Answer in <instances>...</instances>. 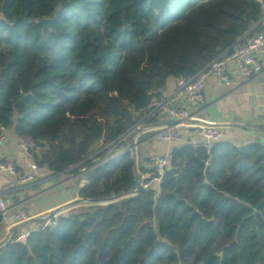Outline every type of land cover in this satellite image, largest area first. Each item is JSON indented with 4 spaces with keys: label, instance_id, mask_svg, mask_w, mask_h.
Listing matches in <instances>:
<instances>
[{
    "label": "trees",
    "instance_id": "trees-1",
    "mask_svg": "<svg viewBox=\"0 0 264 264\" xmlns=\"http://www.w3.org/2000/svg\"><path fill=\"white\" fill-rule=\"evenodd\" d=\"M262 23L264 0H0V135L29 137L48 176L84 178L79 199L123 197L14 234L0 264H264V141L178 145L158 188L137 190L127 149L157 124L150 102L168 80Z\"/></svg>",
    "mask_w": 264,
    "mask_h": 264
},
{
    "label": "crops",
    "instance_id": "crops-1",
    "mask_svg": "<svg viewBox=\"0 0 264 264\" xmlns=\"http://www.w3.org/2000/svg\"><path fill=\"white\" fill-rule=\"evenodd\" d=\"M258 60L264 69V52L259 54ZM226 74L230 79L228 85H224L213 76L206 79L204 99L201 104L188 105L183 95L178 92L174 80L167 81L164 91L157 100L163 101L165 105L171 107H188L193 115L194 123H204L221 128L222 141L228 142L234 147L246 146L257 140L264 141V134L258 129L259 127L264 129V76L256 79H244L233 62L227 63ZM157 113V124L142 126L147 128L137 131L143 137L144 146L142 150L144 155L140 154V171L143 167V159L148 160L154 156L168 158L172 148L198 141L196 137H189L187 134H184V138L174 145L160 140L158 137L159 126L175 122L159 111ZM178 130L184 133L182 127H179ZM3 137V142L0 145V161H11L19 176L29 173L34 163L32 158H24L21 154L18 137L12 130H5ZM132 142L133 134L130 137V145ZM138 156L137 153V160H139ZM57 177L59 176L46 174V178ZM82 179L84 181V178ZM82 179L75 183L73 188L69 189L70 191L67 187L74 181L59 178L52 185L40 184L35 187V182H33L1 194L0 197L7 201L9 208L0 223V247L13 234H17L21 238L27 235L30 229L37 228L38 221L53 215L58 216L63 211V209L59 211L61 208L72 204L73 195L78 199L77 185L83 183ZM13 180L8 174L0 172V190ZM22 210L25 212L27 220L17 223L14 216Z\"/></svg>",
    "mask_w": 264,
    "mask_h": 264
},
{
    "label": "built area",
    "instance_id": "built-area-1",
    "mask_svg": "<svg viewBox=\"0 0 264 264\" xmlns=\"http://www.w3.org/2000/svg\"><path fill=\"white\" fill-rule=\"evenodd\" d=\"M264 52V30L247 36L241 43H237L230 50L217 60L211 62L206 69L199 72L192 78H179L175 81V86L180 94L183 95L188 105H198L203 102L205 82L209 76H213L224 85L229 84V77L226 74V65L233 62L237 71L244 79H256L264 76L258 56ZM150 107L156 112L159 111L162 115L174 121V124H163L159 126L158 137L170 144H178L184 134L189 137H196L197 142L189 143L194 149H209L215 142L222 140L221 128L204 123H194L193 115L188 107H171L165 105L163 101L151 100ZM182 127L184 133H181L178 128ZM147 127L138 126L137 130ZM3 132L0 135V145L3 142ZM18 147L24 158H32L34 153H37L40 148L29 137H18ZM208 163H206L207 165ZM168 167V158L163 156L150 157L143 164V172H138L139 182L138 187L149 189L152 187L158 188L159 181ZM87 169H80V174L86 173ZM0 172L6 173L14 180L8 182L0 190V195L10 192L16 187H21L33 182L36 178H41L47 173L41 168L32 165L31 171L27 174L19 176L15 165L11 161H0ZM141 180V181H140ZM135 192L131 195H134ZM128 195V196H131ZM112 198L111 201L121 199ZM106 202V201H105ZM8 203L0 197V215L3 217L8 210ZM14 219L17 223H23L27 220L25 212L19 211ZM56 216L47 217L41 220L40 228H53L56 222ZM27 235L20 239H25Z\"/></svg>",
    "mask_w": 264,
    "mask_h": 264
},
{
    "label": "rangeland",
    "instance_id": "rangeland-1",
    "mask_svg": "<svg viewBox=\"0 0 264 264\" xmlns=\"http://www.w3.org/2000/svg\"><path fill=\"white\" fill-rule=\"evenodd\" d=\"M136 133V134H135ZM135 133L133 134V142H132V145H128V147H127V149L128 150H130V153H131V155L132 156H134V170H135V172L138 174V172L140 173V168H139V166H140V157H141V155L140 154H142L143 153V155H144V151H142L143 150V148H144V146H143V143H142V139H143V137L140 135V132H137V131H135ZM144 138H145V136H144ZM142 151V152H141ZM137 153H138V157H139V160H137ZM111 157H113V156H111ZM111 157H106L105 158V160L104 161H107V160H109ZM142 159V158H141ZM143 160H145V159H143ZM137 162H139V164H137ZM143 162V161H142ZM137 165V166H136ZM80 176H82V175H80ZM59 178H61V179H67V180H73L74 182L72 183V184H69L68 185V187H67V189L69 190V189H71V188H73V186L75 185V183H77V182H79V180H81V177H76V176H74V175H61V176H59V177H57V178H53V179H50V178H46V175H44L43 177H41V178H36L33 182H35V187H38L40 184H44V185H52L53 183H56L57 181H58V179ZM44 179H46L45 181H43ZM49 179V180H48ZM54 180V181H53ZM141 181V180H140ZM33 182H31V183H33ZM37 182V183H36ZM30 184V183H29ZM72 186V187H71ZM70 191V190H69ZM117 200H119V199H117ZM116 199L115 200H113V201H106V202H100V203H80L79 204V198L77 199V198H75L74 197V195H73V198H72V200H71V202H72V204L71 205H69V206H66V207H64V208H61L59 211H62V209H63V211L60 213V214H62V213H64V212H66V211H69V210H72V209H75V208H78V207H90V206H98V205H107V204H109V203H112V202H114V201H117ZM86 202V201H85ZM89 202V201H88ZM59 214V215H60ZM58 216H56V218H57ZM14 235V234H13ZM12 235V236H13ZM12 236L9 238V239H11L12 238Z\"/></svg>",
    "mask_w": 264,
    "mask_h": 264
},
{
    "label": "water",
    "instance_id": "water-1",
    "mask_svg": "<svg viewBox=\"0 0 264 264\" xmlns=\"http://www.w3.org/2000/svg\"><path fill=\"white\" fill-rule=\"evenodd\" d=\"M55 17H56V15L53 17V18H51V19H39L37 22H36V24L37 25H39L42 29H48L50 26H51V24L54 22V20H55ZM262 24H264V23H262ZM124 28L126 29L127 28V26L125 25L124 26ZM24 97L25 96H23L18 102H16V105H20L21 103H22V101L24 100ZM170 168H168L167 170H169ZM138 189V185H137V187H136V190ZM112 200V198H109V199H105V200H98V201H89L90 203H95V202H99V201H111ZM84 201H87L88 202V200H82V199H79V204L81 203V202H84ZM219 257H221V255H219Z\"/></svg>",
    "mask_w": 264,
    "mask_h": 264
},
{
    "label": "bare ground",
    "instance_id": "bare-ground-1",
    "mask_svg": "<svg viewBox=\"0 0 264 264\" xmlns=\"http://www.w3.org/2000/svg\"><path fill=\"white\" fill-rule=\"evenodd\" d=\"M85 202V201H84ZM87 202V201H86ZM100 202H105V201H99V202H95V203H100ZM81 203H83V202H81ZM93 203V202H92Z\"/></svg>",
    "mask_w": 264,
    "mask_h": 264
}]
</instances>
